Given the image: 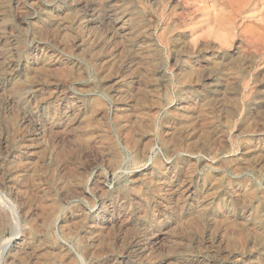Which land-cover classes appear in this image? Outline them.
Segmentation results:
<instances>
[{
	"label": "rangeland",
	"instance_id": "1",
	"mask_svg": "<svg viewBox=\"0 0 264 264\" xmlns=\"http://www.w3.org/2000/svg\"><path fill=\"white\" fill-rule=\"evenodd\" d=\"M228 3L0 0V264H264V27Z\"/></svg>",
	"mask_w": 264,
	"mask_h": 264
},
{
	"label": "bare ground",
	"instance_id": "2",
	"mask_svg": "<svg viewBox=\"0 0 264 264\" xmlns=\"http://www.w3.org/2000/svg\"><path fill=\"white\" fill-rule=\"evenodd\" d=\"M220 1V0H219ZM229 1V7H227V8H225V10H229V13L231 12V14L232 15H238V14H241V15H244L246 12H247V15L250 13V14H252V16H254L255 14H256V16L254 17V19L253 20H255L256 19V23H257V18H259V21L258 22H260L258 25H259V27L260 26H262V27H264V0H244V1H240V0H228ZM216 2V1H215ZM218 2V1H217ZM223 4V3H222ZM251 4H252V8H251ZM224 5V4H223ZM215 7H217V5L215 4L214 5ZM227 5H225V7H226ZM215 7L213 8V9H215ZM218 7H219V5H218ZM217 7V8H218ZM224 7V6H223ZM222 7V8H223ZM124 8V7H123ZM211 8V7H210ZM216 8V9H217ZM219 10H218V12H217V10H215L216 12H215V15H214V21H216V22H218L219 20H220V13L221 12H223V14H224V11L225 10H223V9H221V8H218ZM211 12V11H210ZM214 13V12H213ZM212 13V14H213ZM242 13H244V14H242ZM231 14H229V15H231ZM208 15V14H207ZM224 16H225V14H224ZM223 16V17H224ZM222 17V16H221ZM257 17V18H256ZM231 18V17H230ZM245 20H247V19H250V18H248L247 16H244L243 17ZM242 18V19H243ZM252 18V17H251ZM222 19V18H221ZM210 20V19H209ZM214 21H213V23H214ZM222 21V20H221ZM221 21H219V22H221ZM225 21V20H224ZM252 21V20H251ZM218 22V23H219ZM245 22V21H244ZM250 22V21H249ZM211 23V22H210ZM222 24H223V22H221ZM247 23V22H246ZM251 23V22H250ZM255 23V24H256ZM1 24V23H0ZM220 24V23H219ZM221 24V25H222ZM226 24V23H225ZM227 24H229V25H231V27H232V31L233 30H235L236 29V27H238V26H236L237 24H236V22H235V17H234V19H232V21L229 23V22H227ZM245 24V23H244ZM255 24H253L254 25V27H255ZM239 25V24H238ZM249 25V24H248ZM252 25V24H251ZM210 26V25H209ZM227 26V25H226ZM211 27V26H210ZM220 27V26H219ZM250 27H252V26H250ZM241 28V27H240ZM246 28V27H245ZM253 28V27H252ZM256 28V27H255ZM255 28H253V30H255ZM239 29V28H238ZM251 29V28H250ZM257 29V28H256ZM261 29V28H260ZM259 29V30H260ZM3 30V29H2ZM258 30V29H257ZM258 30V31H259ZM227 31H228V29H227ZM257 31V32H258ZM261 31V30H260ZM262 31H264V29L262 30ZM261 31V32H262ZM249 32H251V31H249ZM255 33H256V31H254ZM253 32V33H254ZM230 33V32H229ZM232 33V32H231ZM252 33V34H253ZM254 33V34H255ZM249 34V33H248ZM257 35V34H256ZM256 35H254V36H256ZM250 36V35H249ZM258 36H260V35H258ZM261 38L263 39L264 37H262L261 36ZM261 38H258V40L259 39H261ZM249 39V38H248ZM245 40H247V39H245ZM227 41V40H226ZM248 41V40H247ZM255 42H256V40H255ZM255 42H254V44H255ZM260 42V41H259ZM224 43V42H223ZM260 44V43H259ZM243 48V47H242ZM261 50V49H260ZM51 57V56H50ZM232 58V57H231ZM49 61V60H48ZM51 63V62H50ZM123 79L122 80H119L116 84H117V86H119V87H121V85L123 84ZM126 83V82H125ZM109 87V86H108ZM116 90V89H115ZM117 92H119V91H117ZM116 92V93H117ZM124 92V91H123ZM122 93V92H121ZM118 94V93H117ZM125 105V104H124ZM69 111V110H68ZM67 112V111H66ZM68 113V112H67ZM70 113H71V111H70ZM54 114V113H53ZM66 115V114H65ZM124 124V123H123ZM132 140V139H131ZM172 152V151H171ZM39 153V152H38ZM185 182V181H184ZM63 185V184H62ZM183 193V192H182ZM113 203V202H112ZM20 204V203H19ZM104 205V204H103ZM110 204H107L106 206H104V207H102L101 209H100V211L99 212H97V214H101L102 216H103V218H105L106 216H108V215H111V216H113V214H115V213H113L114 212V210L115 209H113V207L112 206H109ZM112 205V204H111ZM21 207H24V206H21ZM116 208V207H115ZM23 209V208H22ZM119 209V208H118ZM15 213H16V210H15ZM11 214V213H10ZM116 216V215H115ZM15 217V216H14ZM39 218V217H38ZM117 218V217H116ZM207 218V217H206ZM2 219V218H1ZM4 219V218H3ZM40 219V218H39ZM5 220V219H4ZM6 221V220H5ZM110 221V220H109ZM117 221V219L115 220L114 219V221L112 220L111 222H116ZM111 222H107L108 224H110ZM121 222V221H120ZM18 223V222H17ZM2 224V223H1ZM116 224V223H115ZM86 225V224H85ZM112 225V224H111ZM111 225H109V226H111ZM105 226V225H104ZM115 226V225H114ZM215 235V234H214ZM99 237V236H98ZM31 239V238H30ZM222 239V238H221ZM96 240V239H95ZM218 241H219V239H218ZM24 241L22 240V239H16V242H15V246H16V248H17V250H18V252L19 253H26V252H29V247L25 244V243H23ZM222 242L223 241H221L220 242V245L222 246ZM218 245V244H217ZM6 246V245H5ZM30 246V245H29ZM33 246V245H32ZM35 247V246H34ZM34 247H32V248H34ZM226 247V246H225ZM15 248V247H14ZM30 248H31V246H30ZM32 248L30 249V250H32ZM221 248V247H220ZM223 248V247H222ZM15 250V249H14ZM34 250V249H33ZM224 250V249H223ZM16 251V250H15ZM127 251V250H126ZM216 252V251H215ZM33 253V252H32ZM227 256V255H226ZM229 256V255H228ZM41 257V256H40ZM38 258V257H37ZM36 258V259H37ZM120 258V257H119ZM227 258V257H226ZM122 259V258H121ZM11 260H12V258H11ZM15 260V259H14ZM12 261V263H14L15 261ZM18 260V259H17ZM24 261V260H23ZM136 261V260H135ZM147 261V260H146ZM121 262V261H120ZM123 262H124V260H123ZM212 262V261H211ZM214 264H221V259L220 258H218V257H216L215 259H214ZM11 263V262H10ZM25 263V262H24ZM37 264V263H36Z\"/></svg>",
	"mask_w": 264,
	"mask_h": 264
}]
</instances>
